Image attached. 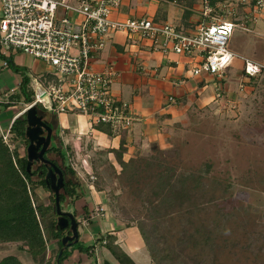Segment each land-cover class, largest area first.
I'll return each mask as SVG.
<instances>
[{
  "label": "crops",
  "instance_id": "0c3cea01",
  "mask_svg": "<svg viewBox=\"0 0 264 264\" xmlns=\"http://www.w3.org/2000/svg\"><path fill=\"white\" fill-rule=\"evenodd\" d=\"M64 1L75 4L79 0ZM200 1L122 0L111 17L114 20L145 17L160 23H170L182 31L191 32L201 19ZM237 27L253 37L248 39L245 36L240 50L232 52L238 56H242L240 54L244 52L246 55L242 57L254 61L264 69V61L258 59L255 52V43L264 39V18L256 22L240 21ZM10 59L16 67L23 68L29 77L31 73L36 74L30 83L33 90L37 87L35 82L47 86L46 81L51 80L50 70L43 63L19 53L14 54ZM40 64L44 66L43 70L38 72L36 68ZM198 65V57L154 51L148 42L130 45L125 35L113 34L108 38L104 50L96 56L93 68L96 71L107 67L114 68L117 76L111 91L115 98L129 104L132 114L129 127L107 135L97 131L88 117L76 112L46 115L48 120L55 118L58 130L76 137L71 145L76 153L89 150L91 143L94 153L99 154L101 159L104 157V161L107 160L118 173L120 168L114 157L110 154L103 155L101 152L116 150L120 142H123L124 162L138 155H147L153 143L161 149L167 146L168 139L174 132L188 123L189 112L197 108L213 106L225 97L236 100V94L239 96L247 93L251 97L256 95V98H259L258 90L264 92L263 71L254 77H243L242 63L233 60L220 78L205 72L193 76L191 70ZM7 68L1 66L0 60V96L7 95L12 105L7 107L5 112H0V126L3 129L19 115L16 113L17 106H13L14 102L10 98L18 94L20 77ZM41 76L43 78H40ZM223 78H226V82L222 81ZM219 89L222 90L223 99L218 100L215 94ZM168 97H173L174 103H169ZM262 103L264 105V100ZM54 130L56 132L55 128ZM99 157L97 156V160L93 161V165H88L92 179L94 172L103 169L104 166L102 161L98 160ZM91 182L86 185L80 182L79 198L70 206L73 210L72 214L75 213L77 216L76 221L81 229L80 234L78 233V241L82 246L93 245V248L82 253L71 251L70 256L62 264H102L103 262L117 264L103 245L94 244L96 238L104 234L114 236L115 244L134 264H152L137 229L122 222L112 213L110 206L107 205L106 191H95ZM96 209L101 211L96 212ZM10 247H13L10 253L5 255ZM3 248L5 250H2ZM53 248V243L48 245V250ZM7 256L16 257L22 264H34L29 255L15 243L0 246V260Z\"/></svg>",
  "mask_w": 264,
  "mask_h": 264
},
{
  "label": "rangeland",
  "instance_id": "374dc122",
  "mask_svg": "<svg viewBox=\"0 0 264 264\" xmlns=\"http://www.w3.org/2000/svg\"><path fill=\"white\" fill-rule=\"evenodd\" d=\"M245 36L248 39L253 37L235 27L227 49L231 52L240 50ZM255 47L258 59L264 61V39L256 42ZM240 55L246 54L242 52ZM234 61L241 63L240 58H234ZM43 66L40 64L36 68L38 72L43 70ZM7 69L13 71L10 67ZM35 75L31 73L30 79ZM222 81L226 82V78ZM258 93L259 98L247 93L239 96L235 93L236 100L225 97L213 106L189 112L188 123L168 139L163 149L176 151V164L181 170L205 167L209 170L200 200L185 205L177 212L164 214L163 219L146 223L145 227L152 231V239L161 252L160 258L180 251L186 258H194L198 264H264V92L258 90ZM11 101L18 108L16 113L21 114L26 105L15 99ZM0 110L5 112L7 108ZM50 121L63 146L73 145L76 137L58 130L54 119ZM12 142L15 145L13 155L15 151L24 155V142L13 139ZM89 146V150L80 153L71 147V153L66 158L67 164L75 172L76 180L83 185L93 180L88 165H93L99 157L91 143ZM49 158L60 163L55 154H49ZM103 158L98 159L102 164ZM110 186L116 189L111 191V188H106L107 204L122 222L131 225L137 218L143 219L148 214L128 189L117 188L115 180L111 181ZM35 192L42 203L51 205V197L46 190L39 187ZM60 206L63 212H73L66 203ZM73 215L77 220L76 214ZM80 230L78 226L79 234ZM206 237L212 243L204 242ZM51 243L55 248L54 241L48 245ZM52 250L47 252L50 261L54 257Z\"/></svg>",
  "mask_w": 264,
  "mask_h": 264
},
{
  "label": "built area",
  "instance_id": "2783aa9c",
  "mask_svg": "<svg viewBox=\"0 0 264 264\" xmlns=\"http://www.w3.org/2000/svg\"><path fill=\"white\" fill-rule=\"evenodd\" d=\"M121 2L0 0L1 66L7 68L6 59L19 53L43 63L51 74L47 86L35 82V101L24 111L40 104L46 113L76 112L93 125H108L113 132L127 129L132 114L129 104L112 94L117 76L114 68H93L108 38L117 33L125 35L130 45L148 42L154 51L198 57L193 76L205 72L220 78L234 58L241 60L243 77H254L263 69L228 50L227 43L240 21L264 18V0H201V19L191 32L145 17L114 20L111 16ZM222 96V90H217L215 98ZM167 100L174 103L173 97ZM6 104L11 103L4 94L0 108ZM14 119L5 129L0 126V139L10 152L15 149L9 132Z\"/></svg>",
  "mask_w": 264,
  "mask_h": 264
},
{
  "label": "trees",
  "instance_id": "16d2710c",
  "mask_svg": "<svg viewBox=\"0 0 264 264\" xmlns=\"http://www.w3.org/2000/svg\"><path fill=\"white\" fill-rule=\"evenodd\" d=\"M2 59L0 55V60ZM6 61L8 67L20 77L18 94L11 96L10 99H15L16 102L24 105L32 104L35 101V93L30 85V77L23 68L16 67L10 58ZM7 107L9 104L2 106V109ZM36 107L46 113L40 104H36ZM53 119L55 121V118ZM25 127L26 121L22 115L12 122L9 132L13 141H22L26 147L28 142L24 136ZM95 129L107 135L114 133L108 125L103 123L95 125ZM124 152L123 142H120L116 150L101 152L103 155H112L120 170L116 173L107 160L103 161V169L96 170L93 174L91 182L93 189L97 192L106 191L107 194V187L111 188V191L116 189L110 186L111 181L115 180L117 188L120 186L128 189L129 194L140 202L144 211L148 212L143 219L137 218L131 225L137 229L152 264H198L194 258H186L180 251L170 252L160 258L161 252L158 251L152 239L153 233L148 231L145 225L147 222L165 218L164 214L177 212L185 205L200 200L208 167L189 171L181 170L176 164V151L161 149L156 143L151 144L149 154L138 155L127 162L122 160ZM70 153V144L63 146L61 140L58 145L51 144L45 153L57 155L64 173L73 178L64 183L63 193L59 196L60 205L64 203L74 205L79 198L80 183L66 160ZM26 165V155H19L16 151L13 155V152H10L0 139V246L6 243L17 244L29 255L34 264H62L70 256L71 251L76 250L82 253L92 249L93 245L82 246L78 240L69 247L63 248L61 239L70 233L68 228L60 230L56 227L54 196L44 181L45 166L34 163L31 172L28 173ZM39 187L49 193L50 206H46L38 198L35 190ZM52 241L56 246L52 250L53 260L50 261L47 252L51 250L49 251L47 246ZM115 241L114 236L104 234L96 238L94 244L103 245L117 264H134L115 244ZM204 242L212 243L209 237H206ZM73 245L76 246L73 247ZM0 264L22 263L14 256H7L0 260Z\"/></svg>",
  "mask_w": 264,
  "mask_h": 264
},
{
  "label": "water",
  "instance_id": "95a60500",
  "mask_svg": "<svg viewBox=\"0 0 264 264\" xmlns=\"http://www.w3.org/2000/svg\"><path fill=\"white\" fill-rule=\"evenodd\" d=\"M38 110L36 105H31L16 118L24 115L26 127L24 136L28 144L25 148L27 159L26 171L31 172L33 163H43L46 173L44 181L47 187L50 188L54 196V211L56 215V227L60 230L68 228L70 235H66L61 239V244L64 247H69L73 242L78 240V225L72 213L63 212L60 209L59 196L63 193V186L66 182L62 168L52 161L44 157L46 151L53 143H60L54 128L51 127L43 118V114ZM15 118V119H16ZM14 119V120H15ZM62 250L59 252L61 254Z\"/></svg>",
  "mask_w": 264,
  "mask_h": 264
},
{
  "label": "flooded vegetation",
  "instance_id": "af4514ba",
  "mask_svg": "<svg viewBox=\"0 0 264 264\" xmlns=\"http://www.w3.org/2000/svg\"><path fill=\"white\" fill-rule=\"evenodd\" d=\"M42 113H44V112H42ZM43 118H44V120L51 126V127H53L54 128V125H53V123L50 121V120H48V117H47V115H46V113H44L43 114ZM55 131V130H54ZM45 156V158L46 159H48V160H50V161H52L53 163H57L61 168H62V165H61V162L59 163V162H57L55 159H51V158H49V155H44ZM57 156V155H56ZM59 159V158H58ZM34 164V163H33ZM36 164H43V163H36ZM44 165V164H43ZM45 166V165H44ZM62 171H63V169H62ZM64 172V171H63ZM64 176H65V179H66V181L68 180V179H70V177H69V175H67V174H65L64 173ZM70 235V234H69Z\"/></svg>",
  "mask_w": 264,
  "mask_h": 264
}]
</instances>
